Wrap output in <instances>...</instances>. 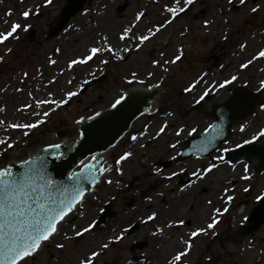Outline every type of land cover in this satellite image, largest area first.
<instances>
[{"label":"rangeland","instance_id":"374dc122","mask_svg":"<svg viewBox=\"0 0 264 264\" xmlns=\"http://www.w3.org/2000/svg\"><path fill=\"white\" fill-rule=\"evenodd\" d=\"M63 2L52 0L46 5L44 0H0V32L6 33L12 24L21 25L12 37L0 43V120L5 121L0 125V139L8 138L13 145L10 149L0 145V167L7 162V152L13 160L23 159L43 145L73 139L77 135L74 123L80 116L107 108L121 91L132 86L159 90L151 117L145 114L135 120L123 140L104 153L108 171L59 229L93 223L106 200L113 202L118 214L105 227L94 224L83 237L66 242L64 264H78L77 260L80 262L90 250L99 253L94 264H171L176 252L184 249V241L190 239V232L198 226L206 227L210 216L215 214L214 209L225 207L228 211L219 215L213 229L191 238V249L179 264H264V224L245 238L234 233L256 204V196L264 192V170L255 175L252 165L256 159L252 165L247 163L249 179L245 180L241 178L245 175L243 164L239 163L242 160L228 163L226 158L224 162L213 159L222 154L220 149L250 139L259 127H264V111L259 109V104L264 103V91L256 90L264 79V58L256 59L245 69L239 67L264 49V0H245L244 4L240 0H194L173 18L162 41L152 35L139 49L134 47L137 41L133 39L119 40L123 29L131 27L130 35L146 33L149 28L155 31L172 18L164 6L184 7L183 0L178 4L176 0H92L70 20L67 31L64 29L46 40L49 21L57 16ZM123 2L126 7L119 12L116 7ZM257 5L259 9L252 12ZM25 10L30 12L28 17L22 15ZM138 12L145 15L136 21ZM204 21H208L207 25ZM28 31L30 39L24 40ZM242 44L245 47L241 48ZM108 45L114 49L113 53L105 50L87 63L68 67L71 59L82 58L91 47L106 49ZM126 46L131 47L129 52L123 51ZM177 54L181 55L179 61L163 65L164 60H171ZM153 60L161 63L153 65ZM165 67L168 71H164ZM25 72L27 77L23 76ZM100 72L108 76L104 87L93 81ZM133 72L136 78L129 84ZM149 72L151 77L147 75ZM233 74L238 76L235 82L223 90L210 92L197 110L184 113L197 103L206 84L220 82ZM197 79L202 82L192 91H184ZM140 80L144 83L139 84ZM241 84L258 93L253 114L242 120L229 141L207 158L177 162L173 157L191 128H197L194 134L206 128L211 121L206 113L210 106L228 98L231 88ZM69 90L77 95L52 111L34 133L25 136V130L7 126L35 119L29 115L31 109H22L24 104H33V98H48L47 93L51 92L59 99ZM39 110L49 111V106L43 105ZM165 124V131L157 136ZM241 124L245 125L244 132L240 131ZM181 128L184 131L177 136L176 131ZM132 135H137V141L130 139ZM173 144L175 148L170 147ZM125 151L132 155L116 165V159ZM209 163H216L217 167L199 180L191 175ZM172 172H183L189 180L184 178L180 183L177 178L169 179ZM225 188L229 189L228 193L224 192ZM245 188L249 190L245 192ZM227 195L233 200L228 202ZM153 212L155 218L148 220ZM180 219L184 220L183 225L168 226ZM137 221L141 227L136 232L115 239L124 233L127 224ZM138 239L146 240V247L130 250L131 241ZM103 244L108 247L102 248ZM139 253L144 254L142 260L127 263L132 254ZM39 256L26 259L24 264H32Z\"/></svg>","mask_w":264,"mask_h":264},{"label":"snow or ice","instance_id":"6c2138e0","mask_svg":"<svg viewBox=\"0 0 264 264\" xmlns=\"http://www.w3.org/2000/svg\"><path fill=\"white\" fill-rule=\"evenodd\" d=\"M45 4H51L52 0H44ZM177 4L179 0H176ZM194 0H183L184 7H170L168 5L164 6V11L168 12L171 17L175 18L179 13L185 11V9L191 5ZM241 4L245 3V0H240ZM259 5L255 8H252V12H256L259 9ZM22 15L28 17L30 12L25 10ZM145 15L143 12H138L136 14V21L141 20ZM168 23V21H165ZM207 25L208 21H204ZM28 26H25V29ZM21 28L19 23L11 25L9 31L0 32V43L5 42L9 37H12L18 29ZM67 31V29H65ZM132 32L131 27L124 28L123 31L119 34V40L124 41L126 39H133L137 41L134 45L136 49H139L145 41H148L151 36L154 34V29L149 28L147 32L140 33L139 35H130ZM105 42L107 38H103ZM245 45H241V48ZM113 53L114 49L111 45H108L105 49L101 47H91L88 49L87 55L82 58L71 59L68 62V67L72 68L76 64H84L92 60L95 56L102 53L103 51ZM131 50L130 46H126L123 51L129 52ZM10 51V50H9ZM57 51H59L57 49ZM161 55H164L163 53ZM123 59L124 57H120ZM258 58H264V49H260L254 56H252L247 61L241 63L239 67L245 69L249 67ZM2 59V57H0ZM181 59V55H175L171 60H164L163 65L174 64ZM50 63H55V61L50 60ZM101 63H107V61H101ZM160 61L153 60L152 64H160ZM164 71H168L165 67ZM151 77L152 73L147 74ZM23 76L27 77L28 73H23ZM132 79L128 80L129 84H132L135 81L136 73L131 74ZM238 79V76L233 74L229 78H225L220 82H213L212 84H206L203 92L199 96V100L203 101L210 92H215L218 90H223L226 86L231 85ZM139 84H143L144 81H137ZM202 82L200 79L190 83L184 91H192L198 83ZM71 83V81H68ZM87 83V81L85 82ZM20 89H18L19 91ZM257 92L264 91V79L259 81ZM31 97L32 94L28 93ZM77 93L74 91H66L63 93V96L59 99L53 96L51 92L47 93L48 98L40 99L33 98V104H24L22 109H31L29 113L31 117H34L32 121H25L20 123H11L7 125L12 129H21L25 130L23 134L27 136L32 129H35L38 125H41L45 120L50 116L51 112L56 108H59L67 104ZM145 103V100L138 92H129L127 90L119 92L112 100L110 108L114 111L109 114L102 115L101 111H94L92 115H82L79 120L76 121L77 124L83 120H92L97 124L103 122L107 116L116 117L118 114L124 111H131L133 109L139 111V106ZM234 107H242L251 103V98L249 97H240L234 101L230 102ZM48 105L49 111H42L41 106ZM22 109H18L21 111ZM259 109L264 111V103L259 104ZM147 112L148 109L146 108ZM220 123H210L206 128H204V137L200 142L198 147L199 152H205L210 146L213 145V142L221 135H223L222 123L223 116L220 117ZM5 121L0 120V125H4ZM147 127V126H145ZM167 125H162L159 128V131L156 133L159 136L166 129ZM99 130H89L85 129L79 133L81 139L90 138L98 134ZM184 131L183 128L176 131V135L179 136L180 133ZM240 131H245V125H240ZM197 133V128H191L189 135ZM143 135V133H141ZM264 138V127H259L252 135L250 139H244V145H252L254 141ZM132 141H137V135H132L130 137ZM179 143V141H177ZM0 145H6L8 149L12 148L13 145L8 142V138L0 139ZM170 147L175 148L176 144L170 145ZM237 148L242 147L241 144H236ZM63 149V150H62ZM68 149V145L64 142L59 143H49L41 151L40 154L36 156H29L28 159H22L19 161V170H15V163L9 161V164L3 167H0V264H24V261L28 258H31L37 251H39L42 245L45 242L50 241L54 238L55 235L61 234L58 225L62 222H65L66 217L69 213L73 211L77 204H79L85 194L86 188L85 185L88 183L95 184L98 180V174H102L107 170V168L98 161L102 160L98 154H92L87 160L79 161V169L68 171L65 158V151ZM90 151V150H89ZM221 153H227L230 151L228 147L219 150ZM132 153L130 151L123 152L122 155L116 159V165H120L122 161L128 159ZM49 157L53 161L64 162L60 165H56L58 174L65 176V180H57L52 173L49 171ZM215 161L224 162L225 157L223 154L213 157ZM231 163V161H228ZM243 164V172L245 173L242 176V179H249L248 164L239 162ZM217 167L216 163H209L207 167L193 171L191 175L197 180L201 179L206 174L210 173L213 169ZM235 167V165H233ZM117 171H120V168L117 167ZM183 171V169H181ZM157 172L160 169H156ZM176 172H172L171 176H176ZM111 183V181H109ZM188 187V185H185ZM249 189L245 188L244 191L247 192ZM229 189L225 188L224 192L228 193ZM264 198V192L256 196L257 201H261ZM228 202L233 200L231 195L226 196ZM211 203V201H209ZM228 208L223 209L216 208L214 209V215L210 216V222L207 223L206 227L198 226L190 232V239L184 241V249L178 250L175 256L172 258L171 264H179L182 257L185 256L188 251L191 249L192 242L191 238H195L200 234L206 232L207 229H213L219 222V215L222 212H227ZM156 216V213H152L147 217L148 220H153ZM249 219L248 216H244L241 220V223H244ZM172 223L183 225L184 220H176L168 224L169 227L172 226ZM95 222L88 224L86 227L78 225H70L68 231L74 232L75 237H83L84 234L88 233L93 229ZM126 231V230H125ZM162 231V229H158ZM65 240H71L72 237L67 234V231L62 234ZM123 236L121 233L120 236H116L115 239L119 240ZM57 248L63 249L64 244L58 243ZM102 248L106 249L107 244L101 245ZM99 253L95 250H90V253H85L84 258L80 260V264H94V258L97 257Z\"/></svg>","mask_w":264,"mask_h":264},{"label":"water","instance_id":"95a60500","mask_svg":"<svg viewBox=\"0 0 264 264\" xmlns=\"http://www.w3.org/2000/svg\"><path fill=\"white\" fill-rule=\"evenodd\" d=\"M91 2V0H65V3L62 5V8L60 9V12L58 14L57 19L52 20V22H55V25L49 28L48 34L46 35V39L52 38L54 36H57L61 30L67 25L69 22L68 20L73 17L77 12L81 11L84 4L88 5ZM125 3L118 6V10L122 11L125 7ZM171 21L166 23L161 27L159 31L156 32L157 38L162 39L164 37L165 32H163V29L165 26L170 24ZM106 79V75L102 74L98 76L96 79V82L100 85H103L104 80ZM232 94L230 95L229 99L224 100L222 102H219L218 104H214L211 107V110L209 111V115L214 117V121L212 123H220V117L223 116V123H222V129H223V135L219 136L214 142L213 145L208 148L205 152H199L197 149L200 146V142L202 138L204 137L205 133L204 131L196 136H192L188 138V140H185L183 142L184 148L178 153L177 159L181 158H187L192 155L196 156H205L211 153L212 150L216 149L221 145V143L225 142L228 137L231 135V128L235 124H237L242 118L245 116L251 114L253 112V109L255 108V94L254 92H251L247 90L245 87H235L232 89ZM129 92H138L140 96L143 97L145 100V103L141 104L139 106V111L133 109L131 111H124L116 117L107 116L106 119L101 122L100 124H97L95 121L92 120H83L80 121L79 124L74 123L75 130L78 134L81 131H84L85 129L89 130H99L98 134L90 137L81 139L80 136L73 140V142L68 145V149L65 151V162L66 167L68 171L78 170L79 169V161L80 160H87L90 155L92 154H101V152H104L112 147L115 143H117L122 135L129 129V126L132 124L134 119L142 115L143 113H146L145 109L147 108L148 111L151 109V102L155 97L156 90L153 91H147L143 89L138 88H131L130 90H127ZM240 97H249L251 98V103L242 106V107H234L233 104H231V101H234ZM101 111L102 115L112 113L114 110L110 107ZM147 111V112H148ZM151 113L147 114L148 118H150ZM92 115V114H91ZM78 125V130H77ZM45 148L42 147L38 152H36L35 155L30 156H36L37 154H40L41 151ZM63 150V149H62ZM90 150V151H89ZM29 154V153H27ZM8 158L12 161V157L9 155V152H7ZM240 155H245L247 161H251L252 158L257 157L258 162L255 164V171L259 172L264 168V140L261 141V144L253 143L252 145H242L240 148H233L230 149L229 152L225 153V156H227L230 159L236 158ZM10 156V157H9ZM7 158V161H8ZM26 157L25 159H28ZM49 159V171L52 173V175L57 180H65V176H61L58 174V170L56 168V165H60L64 162L61 161H53L51 157ZM9 160V161H10ZM9 161L4 165H8ZM15 163V170H19V161H14ZM98 163H101L98 161ZM105 167L106 164L102 163ZM103 174V173H102ZM102 174H98V180ZM96 182V183H97ZM95 184L88 183L85 185L86 192H89L92 190L93 186ZM105 209L103 213L99 216V218L96 220V223L98 225H104L105 219L109 218L112 219L114 217L115 212L112 210V205L110 203H107L104 205ZM252 211L249 213L247 220V225H243L240 227V232L242 235H247V233H250L252 231H255L258 229V227L264 223V198L257 204V206L253 207L251 209ZM70 215V214H69ZM138 226L132 225L130 228V232L137 229ZM145 245V243H138L137 247L141 248ZM141 258V256H139ZM138 258V259H139ZM136 259L132 258L131 262H134Z\"/></svg>","mask_w":264,"mask_h":264},{"label":"flooded vegetation","instance_id":"af4514ba","mask_svg":"<svg viewBox=\"0 0 264 264\" xmlns=\"http://www.w3.org/2000/svg\"><path fill=\"white\" fill-rule=\"evenodd\" d=\"M263 139V138H262ZM262 139H259L258 141H261ZM241 160L243 161V158H241ZM179 174H182V175H179ZM178 175L176 176H172L173 178H177L179 180L180 183L183 182V179L186 178V181L189 180L188 177H186V174L183 173V172H179ZM117 210V209H116ZM117 214H118V211H117ZM139 222V221H137ZM189 221L186 222V224H188ZM111 223V222H110ZM133 223H136V222H132V223H129L127 224L126 226V231H124V235L126 234L127 235H130L132 233H129V226ZM107 225V224H106ZM105 225V226H106ZM110 225V224H109ZM139 228L141 227V223L139 222L138 224ZM70 227H65V228H61L60 229V233L61 234H58V235H55L53 239H51L50 241L48 242H45L41 249L39 251H37L31 258H34V257H37L39 254V258L37 260V258H35L33 261H32V264H38L37 262L39 261L41 264H64L65 262V256L64 254L66 253V251L63 249H59L56 247V245L58 243H63L64 244V247H65V243L68 242V241H73V240H77V237H75L74 235V232L72 231H68ZM138 228V229H139ZM67 231V234L69 236L72 237L71 240H65L63 238V233H65ZM139 240L141 239H138V240H134V241H131L130 245L128 246V248H130V250H133V248H131V245L132 243H135V242H138ZM51 251V252H50ZM41 252V253H40ZM132 256H136V254H132ZM131 256V257H132ZM78 264H80V262L77 260ZM66 264V263H65Z\"/></svg>","mask_w":264,"mask_h":264},{"label":"bare ground","instance_id":"6f19581e","mask_svg":"<svg viewBox=\"0 0 264 264\" xmlns=\"http://www.w3.org/2000/svg\"><path fill=\"white\" fill-rule=\"evenodd\" d=\"M138 87H140V86H138ZM104 157H105V155H102V161H103V162L106 161V159H105Z\"/></svg>","mask_w":264,"mask_h":264}]
</instances>
